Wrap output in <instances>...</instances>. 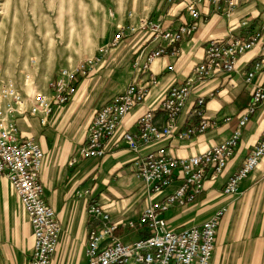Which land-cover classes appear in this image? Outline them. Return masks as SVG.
I'll use <instances>...</instances> for the list:
<instances>
[{"label": "crops", "instance_id": "crops-1", "mask_svg": "<svg viewBox=\"0 0 264 264\" xmlns=\"http://www.w3.org/2000/svg\"><path fill=\"white\" fill-rule=\"evenodd\" d=\"M156 3L160 5L161 0L142 1L150 13L153 10L158 12L157 6L154 7ZM162 11L167 16L166 8ZM168 15L176 17L169 18L170 21L166 19L167 24L178 25L188 20L181 11ZM244 19L264 21V0H239L231 20L214 15L207 20L201 18L192 37L178 45L179 56L155 59L149 70L156 75L158 83L150 88L144 102L123 118L106 143V154L100 159H78L70 165L83 143L94 111L123 93L137 76L132 62L140 51L150 52L147 33L123 39L115 48L100 55L98 49L107 44L115 33V30L110 33L108 29L91 53V57H100V62L86 76L78 78L75 92L66 107L53 106L47 126H42L37 118L28 115L16 119L20 132L35 139L44 153L40 170L43 196L56 214L61 228L51 264H87V233L93 225L87 215L90 204L100 205L109 213L111 222L135 221L139 218L147 203L146 194L142 183L133 175L131 163L135 154L122 141V134L135 132L137 118L155 107L171 85L184 81L192 73L194 66L203 58L208 39L228 36L230 29ZM232 33L235 34L236 30ZM256 53L257 50H254L240 58L235 73H219L193 89L177 117L176 128L179 131L203 119L212 121L213 124L204 133L188 139L171 137L160 143L142 146L139 154L165 147L174 158H189L228 139L237 126L239 115L251 99V88L244 84L243 75L251 69ZM168 67L173 69L168 70ZM259 76L257 81L260 80ZM49 91L48 85L40 92ZM210 94L213 96L210 97ZM198 97L205 99V105L199 115H194L193 104ZM226 118L231 120L226 121ZM155 120L158 124L164 122L160 111L156 112ZM263 129L264 102L242 128L239 144L221 175L205 181L204 191L192 205L174 207L165 213L169 227L180 229L199 225L219 209H227L218 224L211 264H264V155L253 174L240 183L236 195L222 193L228 178L257 145ZM178 185L179 181H174L163 195ZM142 234L141 231L124 232L120 236L128 241ZM32 252L33 235L28 215L9 180L0 177V264H28Z\"/></svg>", "mask_w": 264, "mask_h": 264}, {"label": "built area", "instance_id": "built-area-1", "mask_svg": "<svg viewBox=\"0 0 264 264\" xmlns=\"http://www.w3.org/2000/svg\"><path fill=\"white\" fill-rule=\"evenodd\" d=\"M169 7L166 14L179 7L188 20L178 25L151 18L115 30L112 39L98 49L100 55L115 48L124 38L138 31L149 35L150 52L140 51L132 62L136 77L125 91L95 110L85 131L83 143L72 157L100 159L106 154V143L115 134L123 118L144 102L150 88L158 83L150 72V64L163 56H179V44L198 29L203 18L217 16L231 20L239 0H163ZM236 33L233 34L232 32ZM238 31V32H237ZM147 45V46H148ZM257 50L250 70L244 72L243 82L251 88V99L237 119V126L228 139L213 145L199 155L174 158L165 147L139 154L142 146L160 143L171 137L188 139L205 132L213 122L200 123L177 131L176 120L196 85L203 84L219 73H235L240 58ZM100 57L83 61L74 71L61 69L49 84V92H38L27 100L11 80L0 73V177L9 180L25 213L33 235V252L28 264H51L56 251L60 224L56 214L43 196L40 170L44 153L33 138H21L16 119L25 115L35 117L46 126L54 105L68 102L75 92L78 77L86 76L98 65ZM168 67V70H172ZM260 80L257 81V76ZM210 97L213 95L210 94ZM264 102V21L244 19L230 29L224 38H211L205 43L203 58L186 79L171 85L159 103L136 120V131L122 134V141L135 154L131 166L136 180L142 183L147 203L135 221L111 222L110 215L100 205L92 203L87 215L93 221L87 233V264H211L219 221L226 213L221 208L208 220L195 226L172 229L165 213L174 207L192 205L204 191L206 180L221 175L236 150L242 128ZM205 99L198 97L192 113L200 114ZM160 111L164 122L158 124L155 114ZM226 118V121H230ZM264 155V129L257 145L247 154L241 166L228 178L222 193L237 194L240 183L258 166ZM179 185L163 195L174 181ZM79 194V193H78ZM161 195L162 198L157 199ZM141 231L135 240H124L120 233Z\"/></svg>", "mask_w": 264, "mask_h": 264}, {"label": "rangeland", "instance_id": "rangeland-1", "mask_svg": "<svg viewBox=\"0 0 264 264\" xmlns=\"http://www.w3.org/2000/svg\"><path fill=\"white\" fill-rule=\"evenodd\" d=\"M142 1L0 0L1 75L11 80L25 99L31 100L43 87H48L59 70L74 71L92 58V51L108 29L112 33L145 18L165 22L172 18L163 15L162 9L169 8L163 0L161 6H157L158 1L155 4L156 13L155 10L150 13ZM173 11L180 12V8ZM142 32L146 33L140 30L131 36ZM18 131L21 138H30Z\"/></svg>", "mask_w": 264, "mask_h": 264}]
</instances>
